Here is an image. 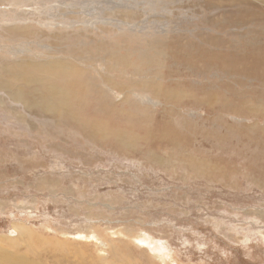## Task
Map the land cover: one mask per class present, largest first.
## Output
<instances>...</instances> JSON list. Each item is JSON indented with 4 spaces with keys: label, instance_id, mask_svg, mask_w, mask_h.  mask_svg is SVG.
<instances>
[{
    "label": "rangeland",
    "instance_id": "obj_1",
    "mask_svg": "<svg viewBox=\"0 0 264 264\" xmlns=\"http://www.w3.org/2000/svg\"><path fill=\"white\" fill-rule=\"evenodd\" d=\"M211 2L0 0V72L8 62L66 59L75 114L27 111L0 89V264H154L132 243L146 234L164 242L169 264H264V117L238 105L264 107V96L247 94L264 87L177 59L200 48L230 54L243 32L264 26L232 27L244 6ZM113 56L136 65L108 72ZM85 62L96 63L86 77L102 88L88 101L78 86ZM153 79L168 99L146 88ZM77 119L108 133L93 140ZM119 132L134 146L119 145ZM78 232L99 242L74 239Z\"/></svg>",
    "mask_w": 264,
    "mask_h": 264
},
{
    "label": "bare ground",
    "instance_id": "obj_2",
    "mask_svg": "<svg viewBox=\"0 0 264 264\" xmlns=\"http://www.w3.org/2000/svg\"><path fill=\"white\" fill-rule=\"evenodd\" d=\"M219 2L221 3V5L224 4V3H228V4L233 5V6H244L245 10H241L240 9L239 11L234 13V17L232 16V19H233V24H231L232 27L235 26L234 25L235 23H239L240 24V25L237 24V26H239V28H241V27H249L250 28V27H252L254 25L264 26V0H212L211 3H219ZM243 24H245L247 26H244ZM231 25H229V26L231 27ZM241 25H243V26H241ZM228 29H229V27H228ZM256 30H257V28H256ZM256 30L250 29V30H247L245 33L242 31L243 34L241 35V37L246 38V39L243 42L242 41L241 42L238 41V42L230 43L229 47L233 49L232 53H230V54L225 53V52H217V51L214 52V51L205 50V49H201L200 48L201 50L197 49L194 52L195 54L194 53L191 54L190 52H187V53H184L185 56L182 57V55H181V57H179L177 59L185 60L188 63H190L192 65H198L201 68H203L206 65L210 66L209 64H212L214 66L219 67V69H221L222 72H225L226 75H231L230 77L233 78V79H236V78L240 77V79L242 78V79H244L245 81H247L249 83H251L253 81H257L262 87H264V32L263 31L257 32ZM248 33H251V34H253L255 36H256V34L261 35V36L263 35V36H262V38H259L258 36L253 37V38H247V36L249 35ZM221 38H223V37H221ZM202 39L205 40L204 38H202ZM208 40L209 39H207V41ZM210 41H212V40H210ZM76 57L77 58H74V59H82L81 55H77ZM115 57H117V56H113L114 59H116ZM127 58H124V57L118 58V59H116V62H115V61L112 60V57H110L109 60H106V61H108V63H111V66H108L109 68L107 69V71L111 72L112 66H113V68L114 67L115 68H119L120 72L126 71L129 67L133 68V66H135L136 64L133 61H131L130 59L128 60ZM197 58H198V60H197ZM199 59H200V61H199ZM82 60L86 61V59L85 60L82 59ZM73 63L74 62H72V64ZM15 65H19V68L21 70H23V73H21V74H13L14 73V69L16 67ZM82 66H83V64H82ZM89 66H96V63L95 64L86 63V62L84 63V67H82V69L84 70L83 74L85 75V79H84V81H81V83L78 84V86H80V89L79 88L78 89L81 92V94L80 93L79 94L81 96H85L84 98L86 99V101H88L87 97L90 98V94L92 93L91 91H93V92L94 91H98V94L102 92V88L99 87V89H98L97 86L95 87V86L92 85V80L91 79H87L86 76H91V73L93 72V69H94V68L90 69ZM2 67L4 68V71L0 72V89L5 91V93L7 94L8 98H11L12 100H14L16 102L22 103V106H24V108L27 111L31 110L32 112L34 111V112H37L38 114H42V115L50 116L51 118H58V119H61V118L63 119L66 116H75V114L71 113L72 110L70 108L73 105V104H71V101H72L71 92L69 91V88H68L70 86L66 85V82H67L68 78H69V82H70V77L73 76V72H72L73 66L69 63V61H67L66 59H63L61 57V58H56V59H50V60H47V61H44V62H34V61H32V62H17L15 64H10L8 62L6 64H2ZM52 67H56L58 69L57 70L55 69L56 71L50 73L49 71H50V69ZM8 71H9V73H8ZM98 74H99V72H98ZM99 76H100V81L103 84H107L108 86H114V87H116V85L118 84L117 82H116L117 83L116 84L114 81H112L110 78H108L107 74H105V73L104 74L100 73ZM234 81L235 80H233V82ZM145 82H148V81H145ZM243 83H244V81H243ZM236 84L242 86L241 80H238L236 82ZM145 86H146V88L148 87L150 90H152L155 93V95H157V97H161V98H165V99L169 98V90L170 89L165 88L164 86H166V85H164V86L161 85L155 79H153V81H151L150 83L146 84ZM118 88H120L122 90L124 87L118 86ZM230 88L231 87H229V89ZM124 89L125 90H129L127 88H124ZM182 90H183V88H182ZM77 91H76V93H77ZM193 93H195V92H193ZM206 93H205V95H206ZM245 93H247V92H245ZM219 94H220V92H219ZM247 94H249L250 96H254V97L257 96V95L264 96V91H262V90L255 91L254 90V91H249ZM170 95H172V94H170ZM236 96H238V95H236ZM173 97H174V95H173ZM79 98H81V97L79 96ZM84 98H81L79 100V102L84 103ZM217 99H218V97H217ZM237 100H239V98ZM100 101H102V99ZM106 101H104V102H106ZM206 101H210L211 102L212 100L206 98ZM243 102L241 104H238V105H240L239 107H241L240 109H242L243 112L245 111V113H254V114H258V115L264 117V107H263L262 103H253V102H256V101H253V102L251 101L252 105H249L248 101H243ZM20 103H18V104H20ZM72 103H74V102L72 101ZM86 103L84 105H86ZM196 103H198V102H196ZM206 103H209V102H206ZM228 103L229 102H227V104ZM70 104H71V106H69ZM209 104H211V103H209ZM234 104H236V103H234ZM79 105H80V103H79ZM238 105H235V106L237 107ZM115 106H116V104H115ZM210 106H212V104ZM82 108L80 110H82ZM218 108L220 110L221 107H218ZM115 109H117V107ZM221 109H224V107L221 108ZM113 110H114V108H113ZM102 115H103V113H102ZM108 116H110V115H108ZM243 116H245V115H243ZM260 116H258V117H260ZM105 118L106 117L104 115L103 119L105 120ZM76 121L78 123V126L85 132V135L87 137L93 139V140H96L98 138L104 137L108 133V130H106V127H104L105 125L102 126L99 122L96 121V119H95V121L94 120H89V119H85V120H78L77 119ZM109 122H111V121H109ZM58 125H59V123H58ZM112 125H114V124H112ZM251 126H253V125H251ZM112 130H113V128H112ZM258 130L260 131V128H258ZM135 131L137 132V130H135ZM140 133H142V132H140ZM125 134L126 133H120L119 132V134H115V136H116L115 139L117 140V142H120L119 145L121 144L125 148L133 147L134 146L133 141L128 139L127 135H125ZM263 136H264V134H263ZM103 139H106V137L103 138ZM113 143H114V141H113ZM171 143L172 142H170V145H171ZM179 144H180V142H179ZM113 145L114 144H112V146ZM175 148H176V146H175ZM202 160L203 159L201 158L200 161H202ZM195 164L198 166V164H200L199 160H196ZM209 168H211V166ZM202 169H203V167H202ZM195 174H197V173H195ZM262 213H263V211H262ZM260 215H261V212H260ZM22 230H23V227H20L18 229L19 234H20V232H22ZM96 236L97 235H95L93 233L78 232V233H76L75 237H73V238L74 239H79V240L84 239V240H88V241H93L94 240L97 243L98 238ZM124 236H126V234ZM154 238H152L151 236L146 234L145 237H141V235L140 236H134V239H133L134 241L132 240V238H131V240H132V243H135L137 241V242H140L143 245V248H144L145 252L151 258V260L153 261L154 264H159V262L160 263L162 262V263H165V264H169V262L166 260L167 257H169V254L165 250L166 246H165L164 242H162L161 239H157V238L154 239ZM113 242L114 241H112V243ZM150 251L154 252L155 255H151ZM100 259L105 260L106 258L101 257Z\"/></svg>",
    "mask_w": 264,
    "mask_h": 264
}]
</instances>
